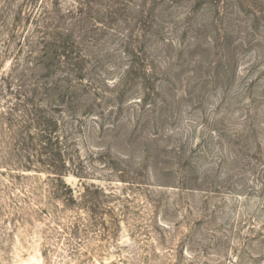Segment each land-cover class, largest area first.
Listing matches in <instances>:
<instances>
[{
    "label": "rangeland",
    "instance_id": "374dc122",
    "mask_svg": "<svg viewBox=\"0 0 264 264\" xmlns=\"http://www.w3.org/2000/svg\"><path fill=\"white\" fill-rule=\"evenodd\" d=\"M0 264H264V0H0Z\"/></svg>",
    "mask_w": 264,
    "mask_h": 264
},
{
    "label": "trees",
    "instance_id": "16d2710c",
    "mask_svg": "<svg viewBox=\"0 0 264 264\" xmlns=\"http://www.w3.org/2000/svg\"><path fill=\"white\" fill-rule=\"evenodd\" d=\"M75 54H76V52H75ZM65 59V58H67L64 54H62V59ZM68 59V58H67ZM81 58L79 57V53H77L76 54V56H75V58H72L71 59V66H72V68H73V66H75V65H78L77 64V62H81ZM74 61V62H73ZM70 71V74H71V76H72V80H77V81H79V79H81L80 77H82L81 76V73H82V69L81 68H79V67H76L75 69L73 68V70H69ZM61 73V75H66V74H68L67 72H64V71H61L60 72ZM70 88L71 89H73V86H70ZM56 141H57V139H56ZM58 142V141H57ZM58 144V143H57ZM54 145V144H53Z\"/></svg>",
    "mask_w": 264,
    "mask_h": 264
}]
</instances>
